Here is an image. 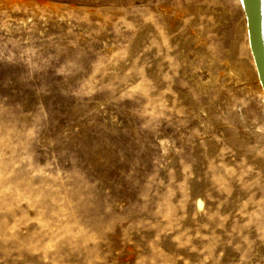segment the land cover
Segmentation results:
<instances>
[{"label": "rangeland", "instance_id": "rangeland-1", "mask_svg": "<svg viewBox=\"0 0 264 264\" xmlns=\"http://www.w3.org/2000/svg\"><path fill=\"white\" fill-rule=\"evenodd\" d=\"M244 21L240 0H0V264H264Z\"/></svg>", "mask_w": 264, "mask_h": 264}, {"label": "water", "instance_id": "water-1", "mask_svg": "<svg viewBox=\"0 0 264 264\" xmlns=\"http://www.w3.org/2000/svg\"><path fill=\"white\" fill-rule=\"evenodd\" d=\"M246 21L249 50L258 81L264 93V43L262 37L261 0H240Z\"/></svg>", "mask_w": 264, "mask_h": 264}, {"label": "bare ground", "instance_id": "bare-ground-1", "mask_svg": "<svg viewBox=\"0 0 264 264\" xmlns=\"http://www.w3.org/2000/svg\"><path fill=\"white\" fill-rule=\"evenodd\" d=\"M244 14V13H243ZM245 18V17H244ZM244 20V19H243ZM245 22V25H246V21H244ZM247 31V30H246ZM247 38H248V36H247ZM256 75H257V73H256ZM257 79H258V77H257ZM259 82V81H258ZM260 84V83H259ZM261 87V86H260Z\"/></svg>", "mask_w": 264, "mask_h": 264}]
</instances>
